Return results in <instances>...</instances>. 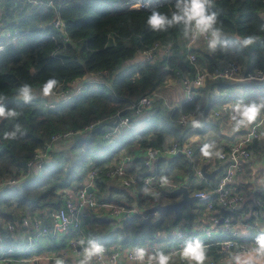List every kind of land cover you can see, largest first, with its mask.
I'll return each mask as SVG.
<instances>
[{
  "label": "trees",
  "instance_id": "16d2710c",
  "mask_svg": "<svg viewBox=\"0 0 264 264\" xmlns=\"http://www.w3.org/2000/svg\"><path fill=\"white\" fill-rule=\"evenodd\" d=\"M129 1L52 0L53 6H35L23 1L0 0V31L12 33L19 42L15 48L19 53L14 58L16 63L0 66V95L6 97L3 101L6 108L22 113L16 120L0 121V179L25 171L26 163L38 150L52 145L53 136L71 133L60 141L72 142L67 150L51 152L50 149V159L42 164L35 178L23 181L16 188L0 190V221L14 222L26 211L60 207L59 191L79 188L90 166L102 168L110 155H117L131 144L161 148L168 135L183 141L193 128L189 122L179 123L180 115L193 112L204 123L218 104L241 99L264 100V80L234 84L216 79L199 88V94L191 101H184L173 110L157 104L147 120L124 129L113 143L102 140L101 136L115 126L117 113L120 117L130 116L128 106L132 101L159 89L168 79H178L181 75L191 77L200 68L212 72L219 61L227 60L239 62L244 75L264 70V0H215L211 11L217 13V27L227 46L218 45L215 52H210L208 47L195 48L191 51L196 57L194 63L188 60L179 26L156 33L146 23L153 8L170 14L175 0H161L143 8L130 7ZM56 16L63 21L62 31L52 25ZM247 36H255L257 40L252 46L242 48L237 41ZM156 42L170 44V55L158 56L136 71L117 74L124 63ZM89 74L97 75L98 82L87 85L81 93L52 109L44 108V98H34L26 104L17 94V89L25 83L40 90L47 79L54 77L65 89L69 83ZM234 89L241 93L234 94ZM216 91L218 97L214 96ZM197 105L202 116L195 111ZM16 124L21 126L23 134L18 133L15 140H5L4 133L13 131ZM89 125L92 127L84 131ZM103 155L108 156L102 159ZM189 162L190 159L180 154L171 159L160 158L154 162L153 171L157 176L171 175L177 183L175 172L186 174ZM135 163L139 166L133 187L138 212L156 203L174 202L176 196L166 187L156 196L144 195L140 191L145 188L140 173L146 169L140 160ZM100 180L96 181L99 194L104 189ZM171 214L163 212L159 217L150 214L144 220L139 213H132L119 221L100 219L93 213L82 219V229L85 240L136 246L153 239L156 231L169 225L167 218ZM221 240L222 237L216 239ZM207 248L209 257L221 258L219 245ZM33 253L32 250L15 256L28 258ZM172 264L180 262L174 260Z\"/></svg>",
  "mask_w": 264,
  "mask_h": 264
},
{
  "label": "built area",
  "instance_id": "2783aa9c",
  "mask_svg": "<svg viewBox=\"0 0 264 264\" xmlns=\"http://www.w3.org/2000/svg\"><path fill=\"white\" fill-rule=\"evenodd\" d=\"M15 1H23L35 6L41 4L53 6L52 0H47L46 2H43L42 0ZM156 1L159 0H131L128 2V5L130 7L143 8ZM214 1L215 0H213V2ZM52 25L61 31L64 28L63 21L57 16L53 19ZM2 37H4V39L0 41V51L15 40L13 34L8 31H0V39ZM199 43L207 45V38L202 37L195 41L185 40L184 42V49L188 54V60L190 63L195 62V54L191 51L194 50L195 46ZM170 48V44L156 42L148 50L140 52L143 64L146 65L154 62L158 56L170 55ZM238 73H242L240 65L236 61L227 60L224 61L221 66H217L212 72L201 69L196 71L191 77L189 75L179 76L178 79L184 93V101H191L196 97L199 94L198 89L204 87L207 80H229ZM243 78L246 81L252 79L264 80V70H255L252 73L243 75ZM86 86L87 85H75V81L69 83L65 89L59 85L55 90V94L48 97L43 106L45 109H52L60 102H64L81 93ZM156 96L157 93L154 91L132 101L128 106V110L131 112L130 116L120 117L117 113V120L115 121L116 127L111 131L104 133L102 139L107 140L110 143L116 141L120 134L117 130L118 127L124 129L129 128L130 118L132 116L141 115L145 111L150 110ZM221 108V110L226 109V105L224 103L221 104ZM213 116L217 117L218 113L214 112ZM189 118H196L195 114L191 112L187 115H180L178 121L181 124H186ZM91 127L92 125L86 126L83 130H89ZM253 128L255 129V134L250 136ZM240 131V138L237 141L231 143L225 149L221 148L223 149V159L218 160L222 162V171L212 188L209 190H197L193 193L198 197L197 201L202 203L204 210L211 213L208 225L200 226L198 229L191 226L184 227L182 225H175L171 230L167 231V235L163 234L159 237L160 239L167 240V244L165 242L156 243L150 239L136 246H122L119 243L102 244L106 249L105 257L103 259H95L93 264H110L113 256L118 260L123 261V264H128L127 257L135 247H145L149 253L163 251L165 253L174 252L178 255L184 242L195 238H199L206 246L212 244L220 246L219 252L222 255L221 258L219 260H214L209 257L206 264H224V260L230 261V254L249 250L251 246L254 245L255 240L245 242L236 239L237 234L235 231V225L247 215V210L243 207L242 194L235 184V177L240 173L243 162L248 159L250 155L248 147L254 139L258 138L259 132L258 127H255V125L248 129H241ZM69 136H71V133L55 135L51 138V142ZM50 149V144H47L42 149L38 150L32 160L26 163L25 171H21V173L14 177L1 178L0 190L16 188L25 180L27 173L32 166L39 171L42 164L50 159ZM179 154L190 159L192 162V145L190 143L179 142L172 139L170 142L165 143L161 148H145L144 155L140 158L142 167L146 169L140 173L143 175L140 178V181L145 188H150L155 193L158 189L165 188L161 187L159 184V178L161 176L155 175L153 171L154 162L160 158L169 159ZM134 161V157L131 154L122 152L116 156L112 163L104 165L100 169L90 166L87 170L85 181L80 184L79 188L75 190L64 189L58 192L62 200V205L60 207H47L44 209V214L49 219L52 227L41 225L40 221L37 219L28 218L24 215H20L19 219L14 222L0 221V264H15L22 261L32 263L33 261H37V257L20 258L15 256L18 255L19 250L12 243L15 238V230L17 226L28 227L29 224H31L36 229V235L44 237L51 236L54 233L65 235L70 232V236L66 239L65 245L62 246L57 255L65 259L68 256L74 255L83 250L79 241L81 239L85 240L81 215L86 209H90L97 218L114 219L119 221L132 213H139L134 207L127 208L120 204L99 202L94 194L96 181L98 179L116 181L123 187L133 188L137 179L136 170L139 169L138 164L134 163ZM191 167H193L194 173L197 177L203 178L200 173L201 166H197L193 163ZM133 168L135 170L131 172L130 170ZM87 187L92 189L91 193L86 190ZM177 187L178 184L174 182H171L166 186V188L171 190ZM254 204L255 207L251 210V213L257 217L259 214L258 209L261 208V202L256 200ZM261 234H264V229L261 231ZM221 235L224 236L222 237L223 240L216 241ZM26 240L28 241L26 242L27 246L32 245L31 243L36 241L34 236H28ZM44 259L51 258L44 257ZM180 264H187V262L181 260Z\"/></svg>",
  "mask_w": 264,
  "mask_h": 264
},
{
  "label": "crops",
  "instance_id": "0c3cea01",
  "mask_svg": "<svg viewBox=\"0 0 264 264\" xmlns=\"http://www.w3.org/2000/svg\"><path fill=\"white\" fill-rule=\"evenodd\" d=\"M262 17L264 18V16ZM18 43L19 42H16L14 40V42L9 44V46L7 45L8 48L6 46L3 50H1L0 54L2 53L4 54L8 52L9 48L11 49L16 48L18 46ZM201 47H207V45L203 43H199L195 46V48H201ZM7 55L10 54L7 53ZM18 55L19 53L17 52L14 54L13 57H17ZM11 59L12 58L7 57L6 60H3V63L7 60L11 61ZM223 62L224 61H219L218 66H221ZM123 65L119 69V71L117 70V74L120 73L121 69L123 68ZM143 66L144 64L142 60V55L139 52L134 60H130L125 64V69L127 67L131 69L133 67L141 68ZM124 74H120V75H124ZM243 75H244L243 73H238L234 75L231 79L226 81L228 83H234V84L244 83L246 82V80L243 78ZM212 81L215 80L210 79L207 80L206 83ZM97 82H98L97 75L89 74V75H85L80 79L75 80V85H94ZM155 91L157 93V96L155 97L151 109L145 111L141 115L132 116L131 117L132 122H130L129 129L134 128L143 121L147 120L151 115L152 110L157 106V104H159L160 106L167 107L168 110H173L179 107L184 102V93L182 90V86L179 83V79H168L163 83V85L159 89ZM213 93L214 96L216 97L219 96V93L217 91ZM233 93L240 94L241 91L238 89H234ZM33 96L34 98H44L40 95V90H36V89H33ZM44 99L47 100V98ZM235 102L236 101L224 102V104L226 105V109L223 110H221L222 109L221 104H218L215 108H213L210 111L207 120L204 123L201 122L203 126L198 129L193 128V131L185 139H183V141H181V142L190 143L192 145V151H193L192 162L195 163L197 166L205 165V169L208 172L217 169L219 166H222V162L215 158L208 159L203 157L201 155L200 148L205 143L215 142L218 148L225 149L228 147V145L237 141L240 138L241 131L233 132L231 122L229 120V117L231 115V106ZM214 112L218 113L217 117L213 116ZM191 120L192 118H189L188 120L190 125H191ZM115 127L116 124L113 128ZM117 130L119 131V133H121L124 130V128L118 127ZM258 132H259L258 138L254 139L248 147L250 151L249 152L250 155L248 159H246L243 162L240 173H238V175L235 177V184L240 189V192L242 194L243 207L247 210V215L235 225V231L237 234L236 239L245 242L250 240H255L258 235H261V231L264 229V124H260V126L258 127ZM172 139H174L173 136L168 135L165 139V142L168 143ZM70 146H71L70 141L66 142L61 147L59 146V141H56L53 142L51 145V152L67 150ZM144 149L145 148L139 147L138 145L131 144L128 148H123L121 151H119L118 154L122 152L131 154L134 157V160L136 161V160H140V158L144 155ZM117 155H110L109 158H107L108 155H103V157L101 158L102 159L107 158L106 162H104V164L107 165L112 163ZM192 162L190 160L191 165L193 164ZM191 169L193 170V176L190 178L188 177L190 175L189 171L186 174H183L178 170L175 172V174L178 175V181H176L177 182L176 184H178V186L179 185L188 186L192 194L196 190L194 189L195 188L194 186L196 184L200 187L197 188V190L211 189L216 179L218 178L219 174L222 171L221 170L216 175L215 180L211 182L205 178L197 177L194 173L193 167H191ZM133 170L135 169L133 168ZM38 172L39 171L34 166L30 167L24 181L35 178L38 175ZM85 177L83 181L78 184V186L85 181ZM167 177L170 179L171 182H173L174 180L173 176L169 175ZM100 181L104 183V189L99 194V189L96 186L94 190V194L96 198L107 201L108 203L109 202L112 203L109 200H111V198H113L114 196L118 195V197L121 200L126 202L124 203L126 205L133 206V204L136 203L137 193L133 188L123 187L118 182H113L114 183L113 184L109 182L110 180L107 181V179L104 180L101 179ZM159 190L160 189H158V191ZM177 199L178 197H176L174 201H176ZM256 200L261 202V206H260L261 208L258 209L259 214L257 217H255L251 213V210L255 207L254 202ZM196 207L197 206H195V202H194L192 207L185 206L181 208V210L176 216L171 212L172 213L171 216H168L169 218L168 221L170 222V224L169 225L166 224L164 227L161 228V230L156 231V233L153 236V239L150 240L156 243L165 242L167 244V240L160 239L159 237L162 236L163 234L167 235V231L171 230L175 225H182L184 227L191 226L194 227L195 229H198L200 226L208 225L211 213L205 212L203 209L200 212L197 210ZM185 211L186 213H184ZM89 214H93V213L90 209H86L82 213L81 219H84L86 216L88 217ZM24 216L28 218L37 219L38 221H40L41 225L52 227L49 219L45 216L43 209L36 210L34 212L26 211L24 213ZM155 217H159V215H155ZM35 230L36 229L31 224H29L28 227H18V226L16 227L15 238L12 244L16 246V248L19 250L18 251L19 253L22 254L33 250L34 253L29 255L28 257H37V261H33L32 263L24 262V261L19 263L20 264H55L57 255L60 252L59 250L62 248V246L65 245L66 239L70 236V232H68L65 235L54 233L51 236L44 237V236H37ZM28 236H34L36 239V241L32 242L31 243L32 245L30 246L26 245L27 244L26 242H28L26 238ZM219 237H224V236L221 235ZM80 252L82 251H79L78 253ZM78 253L74 255H70L67 258H65L64 260L66 264H78V261L81 259ZM44 257H50L51 259H44ZM174 260L177 261V263H179L182 259L178 254L173 256L172 261ZM223 262L224 264H229L228 260H224ZM102 264H107V263H102Z\"/></svg>",
  "mask_w": 264,
  "mask_h": 264
},
{
  "label": "clouds",
  "instance_id": "9594fccd",
  "mask_svg": "<svg viewBox=\"0 0 264 264\" xmlns=\"http://www.w3.org/2000/svg\"><path fill=\"white\" fill-rule=\"evenodd\" d=\"M213 0H175L173 10L164 13L157 8H153L147 16L146 23L153 32H166L168 29L179 26L185 40L195 41L202 37L207 38V47L210 52H215L218 45L227 46V41L222 40V32L217 27V13L211 11ZM257 40L255 36H247L237 41L242 48L252 46ZM59 86L56 78L47 79L40 88V95L44 98L51 97ZM17 94L24 103H30L33 96V88L25 83L17 89ZM4 95H0V121L16 120L22 114L16 109H8L3 101ZM195 111L203 115L197 105ZM233 132H239L241 129H248L251 126L259 127L264 124V100L245 102L243 99L236 101L231 106V115L229 117ZM203 125L199 119L191 120L192 128H201ZM23 134L19 124L14 125V130L4 133L5 140H15L17 134ZM255 134V129L250 133ZM201 155L208 159H223V149L218 148L215 142L205 143L200 148ZM171 183L166 176L159 178L161 187H166ZM144 195L156 196L150 188L140 190ZM79 244L82 246V252L78 253L81 259L78 264H93L97 258L105 257L106 249L102 244L93 239H81ZM179 256L187 264H206L209 259L208 248L199 238L189 239L184 242L179 250ZM177 253L156 251L149 253L145 247H135L128 255V264H172V258ZM229 264H264V234L258 235L251 248L244 252L232 253ZM55 264H66L65 260L57 256ZM110 264H123L115 256L112 257Z\"/></svg>",
  "mask_w": 264,
  "mask_h": 264
},
{
  "label": "water",
  "instance_id": "95a60500",
  "mask_svg": "<svg viewBox=\"0 0 264 264\" xmlns=\"http://www.w3.org/2000/svg\"><path fill=\"white\" fill-rule=\"evenodd\" d=\"M222 170V166H219L217 169H214L210 172L206 171L205 165H202L200 168V173L203 178L213 182L215 180L216 175ZM188 171L190 175L188 176L189 178L192 176L191 175V163L189 162V167ZM86 190L88 192H92V189L90 187H87ZM171 195H174L178 197V199L174 202L171 203H165V204H160L156 203L150 207L141 209L139 211V215L145 220L148 215L153 214V215H158L163 212H172L175 216L179 213L181 208L185 206L192 207L193 203L198 200V197L192 194L189 190V187L186 185H179L177 188L171 190ZM133 207L136 208V203L133 204ZM221 222V220H220Z\"/></svg>",
  "mask_w": 264,
  "mask_h": 264
},
{
  "label": "rangeland",
  "instance_id": "374dc122",
  "mask_svg": "<svg viewBox=\"0 0 264 264\" xmlns=\"http://www.w3.org/2000/svg\"><path fill=\"white\" fill-rule=\"evenodd\" d=\"M159 1H161V0H159ZM157 2V1H156ZM13 49V50H12ZM9 48V50H8V52H6V53H2V54H0V65H9V64H12V63H14L15 62V60H14V58L15 57H13L14 56V54L16 53V51H15V48ZM7 53L8 54H10V55H7ZM138 54V53H137ZM137 54L134 56V58L132 59V60H134L136 57H137ZM7 55V56H6ZM7 57H10V58H12L11 59V61H9V60H7V61H5L4 63H3V60H6L7 59ZM16 63V62H15ZM127 63V62H126ZM126 63H124V65H123V68L121 69V71H120V73L118 74V75H120V74H124L125 72H128V71H130V72H133V71H136L137 69H139V67H133V68H131V69H129L128 67L125 69V64ZM239 63V62H238ZM122 67V66H121ZM120 67V68H121ZM119 68V69H120ZM119 69H118V71H119ZM201 69V68H200ZM199 69V70H200ZM123 70H125V71H123ZM124 72V73H123ZM120 76H122V75H120ZM104 135V134H103ZM103 135L101 136V139L103 138ZM102 140H104V139H102ZM56 141H59V146L61 147V146H63L66 142H68V141H60V139H57V140H55L54 142H56ZM104 141H107V140H104ZM71 144H72V142H71ZM96 146L94 145L93 146V149L94 150H96ZM87 166H88V164L85 166V170H86V168H87ZM191 175L193 176V170L191 169ZM191 176V177H192ZM107 181H109V180H107ZM109 182H111V183H113V182H116V181H109ZM114 184V183H113ZM195 188L194 189H196L197 190V188H200L197 184L194 186ZM195 190V191H196ZM157 192H159V191H157ZM156 192V193H157ZM122 198H124V197H122ZM111 200H113L112 201V203H115V204H120V205H124L125 207H127V208H130V207H133V206H129V205H126V204H124V203H126V202H124L123 200H121L119 197H118V195H116V196H114L113 198H111ZM116 201H117V203H116ZM131 204V203H130ZM199 204H200V206H199ZM195 206H197L196 208H197V210L198 211H202V209L204 210V207L202 206V204L200 203V202H198V201H195ZM135 210L136 211H138L137 210V208H135ZM205 211V210H204ZM205 212H207V211H205ZM184 213H186V211L184 212ZM169 216H171V215H169ZM100 219H104V218H100ZM167 219H169V218H167ZM119 222V221H118ZM117 239H119V238H117Z\"/></svg>",
  "mask_w": 264,
  "mask_h": 264
}]
</instances>
